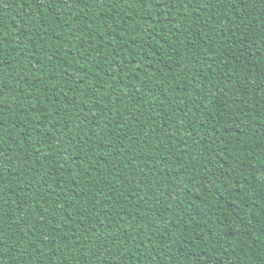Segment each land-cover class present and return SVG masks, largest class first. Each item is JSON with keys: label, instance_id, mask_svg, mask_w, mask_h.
<instances>
[{"label": "trees", "instance_id": "16d2710c", "mask_svg": "<svg viewBox=\"0 0 264 264\" xmlns=\"http://www.w3.org/2000/svg\"><path fill=\"white\" fill-rule=\"evenodd\" d=\"M0 264H264V0H0Z\"/></svg>", "mask_w": 264, "mask_h": 264}]
</instances>
